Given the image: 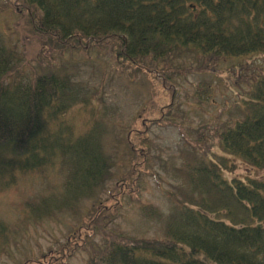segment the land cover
<instances>
[{
  "label": "trees",
  "instance_id": "obj_1",
  "mask_svg": "<svg viewBox=\"0 0 264 264\" xmlns=\"http://www.w3.org/2000/svg\"><path fill=\"white\" fill-rule=\"evenodd\" d=\"M4 1L42 42L51 40L59 48L72 43L84 55L106 46L112 49L110 61L103 60L108 70L120 66L124 76L123 67L132 65L138 73L160 75L168 89L175 76L191 70L178 64V58H199L194 61L213 66L264 55V0ZM1 44L0 193L48 167L59 165L61 173L66 171L62 200L41 198L22 206L36 223L61 209L73 210L78 201L94 198L106 186L112 167L102 141L106 126L87 123L76 137L63 120L80 96L72 76L52 68L29 81L7 82L15 60ZM252 82L243 120L222 131L218 146L204 145L201 157L190 153L180 169L191 190L181 204L172 199L176 205L166 222L167 240H105L88 264H264V182L254 177L264 171V77ZM143 123L128 133L134 158L128 162L131 172L117 183L118 194L137 191L135 169L144 164L145 155L136 144L148 146L143 129L151 127ZM213 147L221 155L209 154ZM193 148L200 151L197 145ZM236 169L244 170L245 181L225 178ZM16 235V228L0 220V256ZM65 250L57 262L67 257Z\"/></svg>",
  "mask_w": 264,
  "mask_h": 264
},
{
  "label": "rangeland",
  "instance_id": "obj_2",
  "mask_svg": "<svg viewBox=\"0 0 264 264\" xmlns=\"http://www.w3.org/2000/svg\"><path fill=\"white\" fill-rule=\"evenodd\" d=\"M24 24L10 3L0 0V44L15 60L7 82L29 81L52 68L70 74L80 96L63 120L76 137L83 135L87 123L106 126L102 141L112 167L106 186L96 190L94 198H84L73 210L61 209L36 223L27 218L22 206L41 198L54 203L62 200L66 171L51 166L21 177L17 187L1 192L0 220L16 228L17 235L1 254L0 264H88L91 253L105 240L121 244L166 241L165 222L175 206L172 199L181 204L191 190L180 171L183 160L187 162L190 153L201 157L204 145L218 146L222 131L243 120L250 83L264 77V55L213 66L201 59L195 62L199 58H178V64L186 63L191 70L175 76L168 89L162 86L160 75L152 78L136 72L132 65L123 67L124 76L120 66L108 70L111 48L101 46L84 55L81 47L72 43L59 48L51 40L42 42ZM163 112L168 115L161 116ZM143 121L151 127L150 131L143 129L148 146L136 144L145 155L144 164L135 169L137 191L118 194L117 183L131 172L132 163L128 162L134 158L127 144L128 133L141 129ZM196 145L200 151L194 150ZM211 153L221 155L216 147ZM224 176L245 181L246 173L236 169ZM254 177L264 181V172L254 173ZM150 214L161 217L150 219ZM63 248L67 257L57 262Z\"/></svg>",
  "mask_w": 264,
  "mask_h": 264
}]
</instances>
